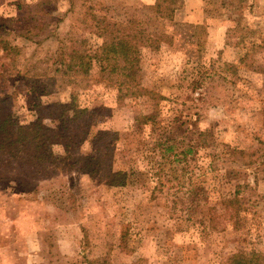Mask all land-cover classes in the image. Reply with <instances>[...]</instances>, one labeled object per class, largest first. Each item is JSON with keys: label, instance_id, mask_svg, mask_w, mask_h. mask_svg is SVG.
<instances>
[{"label": "rangeland", "instance_id": "rangeland-1", "mask_svg": "<svg viewBox=\"0 0 264 264\" xmlns=\"http://www.w3.org/2000/svg\"><path fill=\"white\" fill-rule=\"evenodd\" d=\"M41 1L45 4L37 8ZM0 23H12L11 39L23 47L15 66L0 52V70L25 71L34 61L57 54V39L71 26L76 27L75 39L84 41L88 69L74 89L76 105L84 112L78 120L69 113L70 86L40 97L44 123L54 133L60 129L74 136L69 149L68 139L51 140V152L61 164L35 168L20 159L12 164L0 158V264H220L235 251L246 253L251 264H264L263 174L257 172L258 195L251 197L255 207L249 208L240 229L221 221L219 229L226 230L205 234L181 206L173 205L178 187H187L193 179L192 161L187 172L178 165V180H164L161 190L145 174L135 186L110 188L78 170L97 131L107 133L100 139L104 145L112 146L114 134L117 147L128 143L132 151L128 158L134 157V164L120 162L119 168L116 163L114 170L134 166L144 173L150 167L148 159L135 154V149L144 152L148 130L135 135L131 127L135 116L151 111L152 102L147 97L119 100L117 88L101 76L97 64L98 49L109 38L107 24L113 23L145 36L146 46L136 51L137 83L169 100L160 102V121L193 100L201 115L199 128L216 135V142L195 157L199 167L211 151L228 146L256 152L255 158L264 155V0H0ZM29 26L43 29L32 42L19 37ZM197 37L203 43L201 53ZM200 76L204 84L194 91L191 83ZM12 103L15 124L35 119L33 97L20 92ZM48 106L53 115L62 112L73 120L66 132L56 116L46 118ZM115 157L118 160L119 153ZM236 163L225 168L251 172ZM122 234L126 245L120 243Z\"/></svg>", "mask_w": 264, "mask_h": 264}, {"label": "trees", "instance_id": "trees-1", "mask_svg": "<svg viewBox=\"0 0 264 264\" xmlns=\"http://www.w3.org/2000/svg\"><path fill=\"white\" fill-rule=\"evenodd\" d=\"M44 4L45 2L41 1L36 7L39 8ZM168 14L169 18L172 12ZM36 28L35 26L25 28V31L19 33V37L24 41L32 42L34 37H39L40 32H43V29ZM75 28L71 26V29L63 35V39H57L60 46L57 54L34 61L25 71H16L12 74L4 72L5 69L0 70V158L9 159L12 164L20 159L21 164L35 168L42 164L54 165L57 168L61 164L60 158L54 157L51 152L53 146L51 140L53 138L68 139L69 149L73 139L71 137L74 136H71L68 131L62 133L60 129L54 133V130L44 123L40 115L43 109L40 105V97L55 95L70 86L69 88L73 91L70 95L69 113L72 114L74 121L84 113L76 105L77 91L74 89L78 83L77 78L87 76L88 69L82 46L84 41L79 37L75 39ZM107 28H109V38L100 45L96 55L101 76L114 84L118 90L119 100L147 97L153 104L148 114L134 117L131 127L135 135H139L145 129L148 130L144 152L135 149V154L148 159L147 164L150 167H147V172L144 173L134 166L128 167L129 170L122 168L114 170L116 163L119 168L120 162L134 164L135 158H128L132 151L128 143L117 147L119 140L114 134L110 137L113 140L112 146H110L111 143L104 145V141L101 143L100 139L107 133L97 131L92 136L91 149L88 151L86 162L78 170L92 178L97 177L98 180H103L104 185L110 188L135 186L145 174L153 178L155 186L161 190L164 180L165 182L178 180L176 175L178 165L183 164L179 169L187 172L192 161L194 165L190 175H193V179H188L187 187L184 184L178 187L174 194L173 205L181 206L180 210L189 214V221L192 220L195 227L201 228V233L223 232L226 227L219 229L221 221L231 225L233 230L240 229V224L248 214L249 208L255 207L251 197L258 195L256 193L259 181L257 172L260 175L263 174L262 181L264 180V155L255 158L256 152L247 153L239 147L228 146L222 152L211 151L207 155V160L199 167L195 157L200 150L210 148L216 142V135L212 130L199 128L201 115L198 105H195L192 100L190 104L185 103L183 108H173L172 116H169L166 121H160L163 114L160 102L169 100L158 93L140 87L137 83L139 69L136 51L146 46L144 34L119 23L107 24ZM13 34L12 23H0V52L15 66L16 58L22 57L23 47L13 42L14 39H11ZM202 45V41L197 37L198 53H201ZM39 66H41L40 69ZM30 74H32L31 77H29ZM204 81L205 78L200 76L192 81L190 87L194 91L202 89ZM6 85L10 86L9 90ZM20 92H25L34 100L32 112L35 119L27 125L15 124L12 118L13 103L11 102ZM200 99L203 101L202 96ZM50 107H46L44 111L47 113L46 118L51 120L56 116L62 130L66 132L73 120L64 118L62 112L53 115L49 111ZM260 145L264 152V145ZM116 153H119L118 160L115 157ZM244 157H247L249 161L246 163L240 161ZM252 157L255 159L252 160ZM260 160H262L261 163H259ZM236 162L251 169V172L242 171L240 167L225 168L227 165H236ZM221 170L223 175L219 174ZM165 171L166 174L170 172L169 177L166 176ZM200 171L202 174L197 175L196 172ZM210 174H213L212 177L208 180L204 179ZM229 186H232L231 191L223 190ZM253 191L254 194L250 195ZM126 238V235L122 234L120 243L126 245ZM221 260L220 264H251L249 256L242 251L231 252L223 256Z\"/></svg>", "mask_w": 264, "mask_h": 264}]
</instances>
